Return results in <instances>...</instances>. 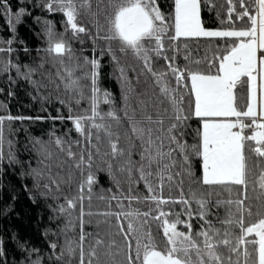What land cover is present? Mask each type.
<instances>
[{
  "label": "snow or ice",
  "instance_id": "obj_1",
  "mask_svg": "<svg viewBox=\"0 0 264 264\" xmlns=\"http://www.w3.org/2000/svg\"><path fill=\"white\" fill-rule=\"evenodd\" d=\"M7 3L8 0H0V7H4L8 23L14 28L12 12ZM226 3L229 21H232L235 14L237 20L247 18V26L239 30L205 29L201 23V0H174V13L167 18L157 5V0H97L95 10L92 0H48L44 4L49 11L55 5V9L63 13L66 25L74 36L87 33V29L77 23L81 12H86L96 24L97 38L110 42L109 52L112 51L111 42H115L121 53H131L135 59L142 60L158 90L154 94H142L146 98L139 100L138 113L137 108H133L131 114L125 109L131 133L130 147L127 150L120 148V136L112 131L110 124L103 121L107 117L119 124L121 118L114 110L110 109L103 114L99 110L101 102L112 103L111 94L103 92L101 96L97 83L99 63L96 59L89 61L85 58V63L91 65L90 77L85 74L91 81L90 109L85 110L82 115L72 116L70 108L67 118L72 121L75 131L85 137L88 145L95 147L97 154L106 140L110 152H105L104 155L117 162L118 171H127L129 179L133 171L138 173L139 180L144 182L148 192L144 201L156 206L142 213L131 209L127 212L96 213L95 215L105 217L106 222L107 218L115 217L116 232H106L107 240L97 233L87 251L84 243L92 234L84 231V217L94 214L85 213L83 200L84 189L87 188L91 193L92 186L96 183V177L90 171L93 154L87 149V155L85 151L77 154L70 145L65 149V141L59 137L54 141L59 153L54 152L44 141H34L37 153L43 157L41 163L45 160L59 162L58 166L62 167L59 154H66L69 160L75 161L73 167L81 175L77 193L66 197V207L60 206L58 209L61 214L67 213L71 217V210L76 209L79 204L78 241L69 239L65 232L66 251L55 256L56 260H60L65 254L73 256L78 250L79 264H85L86 255L87 264H264V0H226ZM22 15L23 8L15 13V23L20 22ZM101 16L105 21L103 24L100 23ZM170 29H173L172 34H169ZM100 33L104 35H99ZM48 35L50 46L47 51L54 54L53 60L59 61L63 68V73L58 71L56 75L64 83L67 93L82 96L81 78L75 76L74 70L65 65L62 59L70 49L63 41L51 42L50 28ZM166 35L171 41H178L182 37H235L238 43L225 48L226 54L214 56V61H219L218 67L210 61L207 70H201V61L190 60L181 69L175 65L174 56H164L167 61L166 70L157 72L152 67L150 53H154L157 58L162 56ZM7 43L11 44L12 41ZM4 51L11 52L12 49L0 48V52ZM116 59L113 55V60ZM213 68L216 69L215 74L212 73ZM31 71L29 69L25 73L26 79L30 77ZM119 71L123 78L124 69L119 68ZM169 73L176 87L171 86ZM243 77L246 80H242ZM186 81L191 83L187 108L186 94L180 91ZM244 84L247 86V98L241 108L237 105L235 90L238 85ZM124 99L127 101L128 96L125 95ZM76 103L79 104L80 100L77 99ZM193 116L198 119L200 126L196 131L197 143L190 145L186 141L182 142L181 137L186 135L183 131L185 122ZM15 119L27 118L0 116V142L3 139L4 121ZM177 132H180L179 136ZM93 139L96 144H92ZM132 139L141 142L140 160L136 162L138 167L132 161V150L135 148V144L131 143ZM192 155L199 157L202 162L201 175L195 178L190 167ZM84 165L89 169L86 177ZM107 166L111 172L113 164L108 162ZM47 167L50 170V165ZM176 167L182 171L173 173L172 170ZM33 173L42 175L36 169H33ZM184 175L191 179L188 192L185 193L184 180L181 178L178 184L180 197L165 198V187L171 191L175 177ZM51 182L57 188L60 183L71 185L74 182L73 173L69 170L67 176L61 177L59 182L56 179ZM233 186H239L235 194ZM224 192L227 193L226 198H222ZM111 199L118 200V197L114 195ZM127 199L139 201L141 198L129 196ZM193 203L198 206L195 214L203 221L201 229L196 232H193L192 224L188 222L194 215L191 208ZM168 204L185 206L183 214L187 215L188 221L180 219L182 213L165 211L162 206ZM213 205L217 210L224 209L223 217L217 212L215 223L208 218ZM118 206L123 207L119 202ZM153 212L156 214L153 215ZM172 215L176 217L174 220L169 219ZM121 216L127 221L126 228L121 222ZM149 218L159 222L157 227L162 230L164 237L163 250L157 246L151 228L146 227L149 225ZM181 223H184L187 232L177 229V225ZM71 226L73 221L69 219L66 229ZM115 236L122 237V246L117 245ZM132 241L135 242L134 248ZM58 246L57 243L50 245L54 255ZM117 256L122 259L117 260Z\"/></svg>",
  "mask_w": 264,
  "mask_h": 264
},
{
  "label": "trees",
  "instance_id": "obj_2",
  "mask_svg": "<svg viewBox=\"0 0 264 264\" xmlns=\"http://www.w3.org/2000/svg\"><path fill=\"white\" fill-rule=\"evenodd\" d=\"M46 2L48 0H8L7 7L12 12L14 28L8 23L4 7H0V48L12 49L11 52H0V116L11 115L27 118L5 120L3 125V139L0 142V253L3 254L0 255V264H37V262L38 264H79L78 250L75 255L65 254L60 260H56L55 256H59L61 251H66L65 232L69 239L78 241L79 204L76 209L71 210V217L67 213L61 214L58 209L60 206L66 207V197L77 193L81 179L80 171L73 167L75 161L69 160L66 154H59V160L63 162L62 167L58 166L59 162L45 160L41 163L43 157L34 147L35 140L48 143L54 152L59 153L54 144L55 139L59 137L65 141V149L70 145L77 154L85 149L93 154L90 171L96 177V183L93 184L91 193L87 188L84 189L83 200L85 213L94 214L84 217V231L92 234L84 243L86 251L94 242L97 233L107 240L106 232H116L115 217L107 218L106 222L105 217L95 215L96 213L127 212L130 209L139 210L142 213L148 211L150 207L153 209L156 207L155 204L144 201L143 198L148 195V192L144 182L139 180L138 173L133 171L129 179L127 171L123 173L118 171L117 162L104 155L105 152H110L107 141L105 140L100 146L101 151L97 154L95 147L88 145L85 137L75 131L72 121L67 118L70 115V108L72 116L82 115L85 110L90 109L91 81L90 78L85 77V74H89L90 77L91 65L85 63V58L89 61L96 59L99 63L97 83L100 94L102 96L103 92H108L112 100L111 104L101 102L99 110L102 114L110 109L114 110L121 118L119 124L107 117L103 122L110 124L112 131L120 136L118 147L125 150L130 147L131 133L125 109L132 111L138 105L130 95L129 100L124 99L123 88L118 79V65L128 64L129 53L127 55L121 53L115 42H111L112 51L109 52L110 42L97 38L96 24L86 12H81L77 23L84 26L87 33L74 36L70 27L66 25V17L63 13L57 11L55 5L53 10L49 11L44 7ZM96 3L97 0H92L93 10L96 8ZM157 5L166 18L174 13V0H157ZM21 8L24 9V15L20 17L19 23H15V13ZM237 10L239 11L238 6ZM99 19L100 23H105L102 16ZM201 23L207 30H239L247 26L248 21L247 18L235 19V14H233L232 21H229L226 0H201ZM49 28L52 32L51 42L63 41L70 49L62 59L65 65L74 70V75L81 78L82 96L67 93L64 83L56 75L58 71L63 73V68L59 61L53 60L54 54H49L47 51L50 46ZM172 33L173 29H170L169 34ZM99 35H104V33ZM9 40L12 41L11 44L7 43ZM163 43L164 52L161 57L157 58L154 53H150L152 67L157 72L166 70L167 61L163 58L164 56H174L175 65L181 69L188 65L190 60L201 61L199 65L201 70H207L210 61L218 67L219 61H214V56L226 54L225 48L238 43V40L235 37H182L178 41H171L166 35ZM113 55L116 56V60H113ZM5 67H7L6 71ZM29 69L32 71L30 77L26 79L25 73H28ZM215 71L216 69L213 68L212 73L215 74ZM242 80H246V77ZM169 81L172 87H176L170 73ZM190 87V81H186L184 87L180 88V91L186 94V108ZM235 91L237 105L243 108L247 98L246 84L238 85ZM133 95L136 96V93ZM77 99L80 100L79 104L76 103ZM192 101L194 107V97ZM126 102L132 109L125 105ZM131 111H128L129 114ZM60 116L64 119H52V117ZM185 124L183 131L186 135L181 137L182 142L186 141L190 145L197 143L196 131L200 126L198 119L193 116ZM125 133H128L127 137ZM246 133L250 134V131L246 130ZM101 135L103 136V132ZM177 135L179 136L180 132H177ZM113 139L115 140V136ZM131 143L135 144L132 150V161L136 164L140 160L139 145L141 142L132 139ZM92 144H96L95 139L92 140ZM108 162L113 164L111 172L108 170ZM201 163L199 157L191 156L190 167L193 178L201 175ZM48 165H50V170ZM136 166L138 167V164ZM83 168L86 177L89 169L87 165ZM33 169L41 172L42 175L34 174ZM69 170L73 173L74 182L71 185L60 183L57 188L56 184L51 182L52 179L59 182L61 177L67 176ZM172 171L175 173L182 170L176 167ZM181 178L184 180V191L188 192L191 179L187 175L177 176L171 191L167 186L165 187L163 192L165 198L180 197L178 184ZM238 187L233 186L234 194ZM114 195L118 197V200L111 199ZM129 196L141 199L130 201L127 199ZM226 197L227 193L224 192L222 198ZM215 199L214 196L213 200ZM118 202L123 207H119ZM162 207L165 211L182 213L180 219L188 221L187 215L183 214L185 206L168 204ZM191 208L194 215L188 222L192 224L193 232H196L201 229L203 221L195 214L198 206L193 203ZM210 211L211 215L208 218L214 223L217 212L221 217L224 216L223 208L217 210L213 205ZM155 214L153 212V215ZM175 218L174 215L169 217L170 220ZM69 219L73 221V226L66 229ZM121 222L126 228L127 221L123 216H121ZM158 223L149 218V225L146 227L151 228L157 246L163 250L164 237L162 230L157 227ZM177 229L188 231L184 223L177 225ZM114 238L117 245L122 246V237L115 236ZM52 243L59 245L55 250V255L50 247ZM132 244L134 248L135 242L132 241ZM116 259L120 260L122 257L117 256ZM87 260L86 255L85 264Z\"/></svg>",
  "mask_w": 264,
  "mask_h": 264
},
{
  "label": "rangeland",
  "instance_id": "obj_3",
  "mask_svg": "<svg viewBox=\"0 0 264 264\" xmlns=\"http://www.w3.org/2000/svg\"><path fill=\"white\" fill-rule=\"evenodd\" d=\"M127 63H128L127 65H124V64L118 65V79L123 88L124 95L132 96L133 99L136 100L137 102L136 104L138 105L140 99L146 98L142 94L144 93L154 94L158 90L155 89L154 84H153V77L144 68L142 60L135 59L131 55V53H129ZM119 68L124 69L123 78H121V73L119 71ZM135 93H136V96L133 95ZM128 100H129V97H128ZM125 105L130 106L129 103L127 102ZM128 111L130 112L131 110L129 109ZM138 112H139V109L137 108V113ZM137 119H139V115ZM165 123L167 125V121Z\"/></svg>",
  "mask_w": 264,
  "mask_h": 264
},
{
  "label": "crops",
  "instance_id": "obj_4",
  "mask_svg": "<svg viewBox=\"0 0 264 264\" xmlns=\"http://www.w3.org/2000/svg\"><path fill=\"white\" fill-rule=\"evenodd\" d=\"M214 31V30H213ZM259 82V81H258Z\"/></svg>",
  "mask_w": 264,
  "mask_h": 264
}]
</instances>
